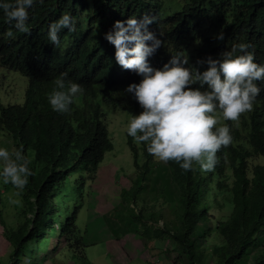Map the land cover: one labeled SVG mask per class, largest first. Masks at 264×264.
Here are the masks:
<instances>
[{
    "label": "trees",
    "instance_id": "16d2710c",
    "mask_svg": "<svg viewBox=\"0 0 264 264\" xmlns=\"http://www.w3.org/2000/svg\"><path fill=\"white\" fill-rule=\"evenodd\" d=\"M183 1L181 9L170 17L162 20L155 16L157 36L165 32L169 41L187 43L193 36V31L186 28L187 18L191 14L196 18L211 17L217 39L208 46L214 49L210 53L216 55L240 39V48H250L264 59V0H219L218 6L211 0ZM88 5V0H42L39 23L44 45L55 49L51 42L59 38L48 40L50 28L64 35L74 28L65 20L72 21L78 10ZM92 7L94 24L83 38L69 31L70 36L83 42L82 56L89 66L110 60L106 40L97 35L98 20L128 14L127 21L132 22L150 7L158 9L160 0H92ZM113 38L109 47L123 38L121 29ZM42 54L48 57L38 53L37 60L41 69L53 73L52 86L46 87L41 76L34 75L25 102L2 109L1 113V123L11 142L7 147L14 146L15 151L8 164L0 165V187L20 185V216L25 222L18 229L7 225L0 206L3 235L10 244L8 253L0 255V264H49L50 253L57 256L62 244L68 245L70 253L86 256L84 248L88 244L76 218L83 206L86 185L96 178L107 154L115 148L107 123L115 113L131 121L124 138L140 168L132 187L122 189V203H128L131 197L137 199L147 188L146 181L159 159L166 161L170 171L164 189L174 185L178 191L177 197L163 201L172 208L163 225L147 224L163 218L155 210L157 202L133 214L137 223L144 222L139 235L147 241L168 236L174 246L175 262L179 263L186 258L189 264H206L210 260L214 264H237L253 255L250 264H264L263 120H243L240 126L228 122L216 133L210 130L195 135L181 123L156 117V128L150 131L146 112L141 116L135 112L141 110L142 102H149L163 105L167 113L166 95L140 99L134 88L120 81L114 68L105 78L93 77L79 54H69L68 58L56 52ZM63 71L74 73L83 82L84 93L75 100L74 87L61 76ZM204 92L212 100L209 89ZM182 115H188L187 108ZM157 148L162 150L159 159ZM223 198L225 201H221ZM224 208L228 215H212L214 209ZM213 231L221 239L219 244L209 241ZM53 239H58L56 245H52ZM47 241L51 243L49 253Z\"/></svg>",
    "mask_w": 264,
    "mask_h": 264
},
{
    "label": "clouds",
    "instance_id": "9594fccd",
    "mask_svg": "<svg viewBox=\"0 0 264 264\" xmlns=\"http://www.w3.org/2000/svg\"><path fill=\"white\" fill-rule=\"evenodd\" d=\"M41 1L0 0V122L2 109L25 102L34 75L41 76L42 84L46 87L52 86L51 81L55 77L48 70L41 69L38 53L40 57H48L42 54L44 51L61 53L65 57L79 54L86 64L82 56L84 44L76 36L83 38V33L94 24L92 0H88L89 5L85 10H78V15L72 21L65 20L71 22L74 28L67 30L64 35L50 28L48 40L59 38L51 42L56 46L55 49L44 45L39 23ZM148 1L155 3L156 0ZM218 2L210 1L215 6H218ZM183 4V0H160L158 9L150 7L132 22L127 21L128 14L98 20L97 35L106 40L110 60L91 66L86 64L92 76L105 78L114 68L120 81L134 88L138 98L166 95L169 114H176V120L172 123H181L195 135L206 134L210 130L216 133L228 122L240 126L243 120L264 121V59L261 55L250 48H240V39L216 55L210 53L214 49H208V46L217 39L211 17L196 18V15L191 14L187 18L186 28L193 31V36L184 44L169 41L165 32L156 35L155 16L166 19L170 17L169 14L180 10ZM166 25L170 26L169 23ZM120 29L123 38L115 46L109 47V42ZM69 31L76 36H70ZM61 76L73 85L74 100L81 92L84 93L83 82L74 73L63 71ZM5 83L14 86L6 88L7 93L4 90V87H8ZM12 88H16L18 94L8 102L9 94L13 95V92L10 93ZM204 89H209L212 100L206 96ZM153 105L142 102L141 110L135 112L141 115L143 111L146 112L150 131L156 128L155 118H159L160 109L164 111L163 105ZM151 107L154 121L148 116ZM184 108L188 109L187 116L182 115ZM122 120L125 121L123 115ZM107 123L109 126L110 121ZM129 125L127 130L130 129ZM4 130L6 134L7 130ZM14 151L15 147L11 153Z\"/></svg>",
    "mask_w": 264,
    "mask_h": 264
},
{
    "label": "rangeland",
    "instance_id": "374dc122",
    "mask_svg": "<svg viewBox=\"0 0 264 264\" xmlns=\"http://www.w3.org/2000/svg\"><path fill=\"white\" fill-rule=\"evenodd\" d=\"M8 85L9 83H5V86ZM11 87L14 86L4 87V90ZM7 92L6 89L5 93ZM12 92L13 95L9 94L8 102L17 97L18 90L12 88L10 93ZM150 109L148 116L150 120L154 121L152 117L153 107ZM136 114L141 115L140 113ZM159 118L172 123L176 120V114H169V111L166 113L160 109ZM108 120L110 121L109 128L114 138L115 148L107 154L106 160L99 167L97 176L89 184L90 186L86 185L83 206L76 218V225L88 243L84 248V255L86 256L81 257L75 251L70 253V249L66 247L68 245L65 244L64 247L62 244L60 245L62 250L56 254L57 256L50 253L49 264H189L186 258H183L180 263L175 262L176 254L172 250L174 246L168 236L155 241H147L141 237L139 227L143 230L144 222L137 223L133 216L134 213L141 211L140 207H151L150 205L156 202L155 210L158 214L163 215V218L156 223L150 220L147 222L149 226L163 225L164 221L171 215V205L169 203L164 205L163 201L177 197L178 191L176 192L177 186L174 185L168 186L167 189L163 187V184L168 180L170 171L166 161L159 159L162 150L157 148L158 166H153V174L150 172L146 181L147 188H144L137 199L128 198L127 195L125 198H128V203H122V189L132 187V180L136 179L140 168L135 165L133 154L126 144L125 138L122 140V134L127 130L129 119L123 121L122 114L115 113L110 115ZM8 144L11 142L0 122V163L2 164H7L12 159L11 151L14 150V146L8 148ZM18 190V183L17 186L12 185L8 189L3 186L0 187V206L3 207L4 219L7 225L15 229H18L25 222V218L20 216L23 200ZM220 197L222 198L223 195ZM75 199L76 197L73 198V200ZM138 200L145 202L141 203ZM221 201H225V199L223 198ZM74 204H76L75 201ZM213 213L212 215L215 217L228 215L225 208L222 210L214 209ZM4 230V226L0 223V255L8 253L10 249V244L3 235ZM57 241L58 239H53L52 245H56ZM209 241L211 244H219L221 239L216 231L212 232ZM48 244L47 253L50 252V241H47ZM212 257L213 255H211ZM253 257L251 255L237 264H250ZM133 259L135 261H131ZM206 264H214V262L210 260Z\"/></svg>",
    "mask_w": 264,
    "mask_h": 264
},
{
    "label": "crops",
    "instance_id": "0c3cea01",
    "mask_svg": "<svg viewBox=\"0 0 264 264\" xmlns=\"http://www.w3.org/2000/svg\"><path fill=\"white\" fill-rule=\"evenodd\" d=\"M86 244H88V243H86ZM131 261H135V259H133V260H131ZM148 263V262H147Z\"/></svg>",
    "mask_w": 264,
    "mask_h": 264
}]
</instances>
